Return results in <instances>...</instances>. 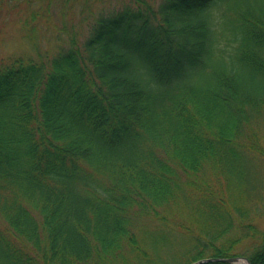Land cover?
<instances>
[{
	"label": "trees",
	"instance_id": "trees-1",
	"mask_svg": "<svg viewBox=\"0 0 264 264\" xmlns=\"http://www.w3.org/2000/svg\"><path fill=\"white\" fill-rule=\"evenodd\" d=\"M22 1L88 24L0 60V264H264V0Z\"/></svg>",
	"mask_w": 264,
	"mask_h": 264
},
{
	"label": "rangeland",
	"instance_id": "rangeland-1",
	"mask_svg": "<svg viewBox=\"0 0 264 264\" xmlns=\"http://www.w3.org/2000/svg\"><path fill=\"white\" fill-rule=\"evenodd\" d=\"M118 1L122 2L123 0H110L108 5L115 4ZM3 4L0 9V60L23 52L31 54L37 52L35 47H33L35 51L31 47V39L27 35L28 31L24 29L26 25L22 26L25 20L27 21V26L36 25L37 28L32 31V36L34 33L35 40L41 44L42 49L46 50L54 48L58 43L56 38L61 40L66 37V32H77L82 36L87 28L88 23L79 14V7H75L74 11L53 8L54 10L51 11V14L53 13L51 22L47 23L41 14L29 18L25 1L6 0ZM36 55L37 53L34 56Z\"/></svg>",
	"mask_w": 264,
	"mask_h": 264
},
{
	"label": "water",
	"instance_id": "water-1",
	"mask_svg": "<svg viewBox=\"0 0 264 264\" xmlns=\"http://www.w3.org/2000/svg\"><path fill=\"white\" fill-rule=\"evenodd\" d=\"M241 258L240 257H206V258H202L199 259L197 261H195L193 264H201L207 261H218V260H222V261H228V262H237L239 261ZM245 260V264H249L248 260L246 258H243Z\"/></svg>",
	"mask_w": 264,
	"mask_h": 264
},
{
	"label": "bare ground",
	"instance_id": "bare-ground-1",
	"mask_svg": "<svg viewBox=\"0 0 264 264\" xmlns=\"http://www.w3.org/2000/svg\"><path fill=\"white\" fill-rule=\"evenodd\" d=\"M242 263L244 264V262L242 261Z\"/></svg>",
	"mask_w": 264,
	"mask_h": 264
}]
</instances>
